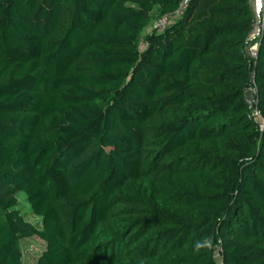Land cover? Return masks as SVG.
Segmentation results:
<instances>
[{
  "label": "trees",
  "instance_id": "16d2710c",
  "mask_svg": "<svg viewBox=\"0 0 264 264\" xmlns=\"http://www.w3.org/2000/svg\"><path fill=\"white\" fill-rule=\"evenodd\" d=\"M182 1L0 0V264H264V9Z\"/></svg>",
  "mask_w": 264,
  "mask_h": 264
},
{
  "label": "rangeland",
  "instance_id": "374dc122",
  "mask_svg": "<svg viewBox=\"0 0 264 264\" xmlns=\"http://www.w3.org/2000/svg\"><path fill=\"white\" fill-rule=\"evenodd\" d=\"M254 0H253V9L254 7ZM262 7L264 9V0H262ZM158 19V18H157ZM154 18L150 24V26L142 33L141 38V49L144 47V39L146 35L154 28V22L157 20ZM258 22V18L256 20V24ZM19 199V204L17 208L21 211L24 218L29 221L30 223L34 224L37 228H42V218L37 216L30 207V204L27 200V196L20 192L17 194ZM21 250H22V257L24 264H36L39 256L43 253L46 247V243L40 239L38 236H32L29 238L21 239L20 241Z\"/></svg>",
  "mask_w": 264,
  "mask_h": 264
},
{
  "label": "built area",
  "instance_id": "2783aa9c",
  "mask_svg": "<svg viewBox=\"0 0 264 264\" xmlns=\"http://www.w3.org/2000/svg\"><path fill=\"white\" fill-rule=\"evenodd\" d=\"M187 1L188 0H183L182 3L180 4L179 9L173 15L164 16V17L158 18L156 20V22H154V28L162 30V29L166 28L173 20H175L176 18H179L182 15L183 11H184V8H185V5H186ZM261 27H262V23H260V20H258V22L255 25V28H254V30H253V32L251 34L252 38L258 37V35L260 33V30H261ZM256 50H257V44H254L253 46H251L250 54L254 58L256 56ZM256 90L257 89L255 87V84L253 83L252 86H250L247 89V92H246L247 100L253 106H254V102H255L254 95L256 93ZM252 115L259 122L260 127L263 128V123H264L263 117H262L260 111L257 109V107H253ZM216 255H217L216 264H222L221 259L219 257V249H217Z\"/></svg>",
  "mask_w": 264,
  "mask_h": 264
},
{
  "label": "water",
  "instance_id": "95a60500",
  "mask_svg": "<svg viewBox=\"0 0 264 264\" xmlns=\"http://www.w3.org/2000/svg\"><path fill=\"white\" fill-rule=\"evenodd\" d=\"M255 7L257 13H260V11L262 10V0H255Z\"/></svg>",
  "mask_w": 264,
  "mask_h": 264
},
{
  "label": "crops",
  "instance_id": "0c3cea01",
  "mask_svg": "<svg viewBox=\"0 0 264 264\" xmlns=\"http://www.w3.org/2000/svg\"><path fill=\"white\" fill-rule=\"evenodd\" d=\"M254 4H255V0H254ZM254 7H255V5H254ZM256 8V7H255Z\"/></svg>",
  "mask_w": 264,
  "mask_h": 264
}]
</instances>
